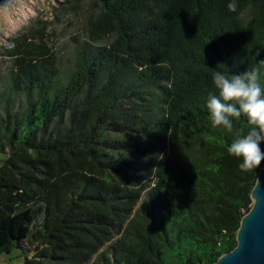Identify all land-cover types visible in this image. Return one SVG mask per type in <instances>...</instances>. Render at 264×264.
Segmentation results:
<instances>
[{"label": "trees", "instance_id": "obj_1", "mask_svg": "<svg viewBox=\"0 0 264 264\" xmlns=\"http://www.w3.org/2000/svg\"><path fill=\"white\" fill-rule=\"evenodd\" d=\"M64 2L87 13L68 68L52 19L0 45V256L211 264L264 165L242 172L227 151L247 117L212 126V75L256 71L264 90V0Z\"/></svg>", "mask_w": 264, "mask_h": 264}, {"label": "clouds", "instance_id": "obj_2", "mask_svg": "<svg viewBox=\"0 0 264 264\" xmlns=\"http://www.w3.org/2000/svg\"><path fill=\"white\" fill-rule=\"evenodd\" d=\"M230 12L237 10L236 0L227 5ZM256 71L241 74H225L215 71L212 82L218 92L209 94L207 109L213 127H222L233 132V118L239 120L243 115L250 125L246 133L237 132L235 139L228 147V153L240 159L242 172H251L260 167L264 161V90L258 83Z\"/></svg>", "mask_w": 264, "mask_h": 264}, {"label": "rangeland", "instance_id": "obj_3", "mask_svg": "<svg viewBox=\"0 0 264 264\" xmlns=\"http://www.w3.org/2000/svg\"><path fill=\"white\" fill-rule=\"evenodd\" d=\"M66 5L64 0H12L0 6V45L10 48L17 33L36 17L52 19L49 28L52 47L57 52L61 65L68 68L77 44L85 39L83 29L87 13H71ZM9 65L8 59L1 56L0 72L5 71ZM24 260V255L17 249L0 256V264H24Z\"/></svg>", "mask_w": 264, "mask_h": 264}, {"label": "water", "instance_id": "obj_4", "mask_svg": "<svg viewBox=\"0 0 264 264\" xmlns=\"http://www.w3.org/2000/svg\"><path fill=\"white\" fill-rule=\"evenodd\" d=\"M11 1L0 0V6ZM250 198L252 205L240 220L235 246L211 264H264V165L258 169Z\"/></svg>", "mask_w": 264, "mask_h": 264}]
</instances>
